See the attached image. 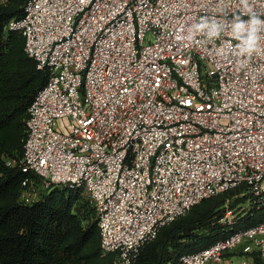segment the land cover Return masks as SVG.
<instances>
[{"label":"built area","instance_id":"obj_1","mask_svg":"<svg viewBox=\"0 0 264 264\" xmlns=\"http://www.w3.org/2000/svg\"><path fill=\"white\" fill-rule=\"evenodd\" d=\"M250 15L264 20V0H29L10 21L49 72L19 164L81 190L114 264L204 198L241 187L264 205V29L254 53L233 31ZM239 247L264 261V218L181 264Z\"/></svg>","mask_w":264,"mask_h":264},{"label":"trees","instance_id":"obj_2","mask_svg":"<svg viewBox=\"0 0 264 264\" xmlns=\"http://www.w3.org/2000/svg\"><path fill=\"white\" fill-rule=\"evenodd\" d=\"M29 0L0 2V264H114L116 252H102L95 207L81 190L44 187L42 177L24 171L20 161L27 136L29 107L49 72L25 50V36L9 23L24 15ZM11 162V163H10ZM243 188L204 198L162 226L140 247L135 264H181L183 254L206 248L239 228L264 218V205L224 221L229 210L247 201ZM24 192L37 193L27 201ZM227 194L236 195L228 203ZM227 203V205H226ZM244 253L242 248L226 257ZM249 255L264 264L257 251Z\"/></svg>","mask_w":264,"mask_h":264},{"label":"clouds","instance_id":"obj_3","mask_svg":"<svg viewBox=\"0 0 264 264\" xmlns=\"http://www.w3.org/2000/svg\"><path fill=\"white\" fill-rule=\"evenodd\" d=\"M247 0H245V3ZM261 29H264V20L259 19L255 15H250V18L247 22L239 20L234 24L233 31L236 34L237 38L243 35V43L245 45V51L248 53H254L257 50L258 46V33ZM218 31H213L210 33L213 37L219 36Z\"/></svg>","mask_w":264,"mask_h":264},{"label":"rangeland","instance_id":"obj_4","mask_svg":"<svg viewBox=\"0 0 264 264\" xmlns=\"http://www.w3.org/2000/svg\"><path fill=\"white\" fill-rule=\"evenodd\" d=\"M1 1H3V0H0V2ZM226 196L228 199V203L233 198H236V195L227 194ZM239 196H241V195L239 194ZM36 197H37V193L26 192V194H25V199L27 201H31V200L35 199ZM226 205H227V203H226ZM248 208H249V204H248V202H245L242 205V207L237 208L236 211L229 210L227 213L228 215L226 216L224 221L226 220L229 223H233L234 218H237L240 215H242L243 212H245V210H247ZM229 212H231V213H229ZM227 260H228V264H240L243 260H247V264H255L254 257L252 255H247V254L241 253L240 251H237L236 254H232V255L228 256Z\"/></svg>","mask_w":264,"mask_h":264},{"label":"crops","instance_id":"obj_5","mask_svg":"<svg viewBox=\"0 0 264 264\" xmlns=\"http://www.w3.org/2000/svg\"><path fill=\"white\" fill-rule=\"evenodd\" d=\"M227 264H228V260H227Z\"/></svg>","mask_w":264,"mask_h":264}]
</instances>
